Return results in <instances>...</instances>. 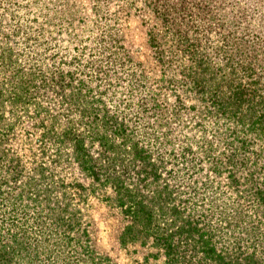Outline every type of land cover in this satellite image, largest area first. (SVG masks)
I'll list each match as a JSON object with an SVG mask.
<instances>
[{
	"label": "rangeland",
	"instance_id": "rangeland-1",
	"mask_svg": "<svg viewBox=\"0 0 264 264\" xmlns=\"http://www.w3.org/2000/svg\"><path fill=\"white\" fill-rule=\"evenodd\" d=\"M233 85L264 101V0H0L9 264H216L198 236L264 264V138L212 97ZM14 88L30 94L15 104ZM244 141L246 165L222 164Z\"/></svg>",
	"mask_w": 264,
	"mask_h": 264
},
{
	"label": "trees",
	"instance_id": "trees-1",
	"mask_svg": "<svg viewBox=\"0 0 264 264\" xmlns=\"http://www.w3.org/2000/svg\"><path fill=\"white\" fill-rule=\"evenodd\" d=\"M20 76L14 74L13 79L15 81V84L17 85L16 79H18ZM36 80V79H35ZM234 87H229L227 90L221 95V90L219 88L216 89V91L213 93L212 97L215 98V103L218 109L223 113L224 116H241L240 121H250L249 124V129L253 132L254 134L260 135L262 138H264V114L259 115L256 111V108H259V111H262L261 107H264V101L261 102V100L257 97L258 91L257 89H253L252 91L244 89L241 85H233ZM256 86V84H255ZM26 87V86H25ZM29 88V87H26ZM30 94L28 91L27 94L22 95L16 88L13 89V95L12 99L15 102H20V100H23L22 96H27ZM252 102L254 106H252ZM245 103V105H244ZM249 106V109L247 111H242L243 106ZM246 107V108H247ZM96 109L97 107L94 105L93 107H85L84 111L85 114L91 115V121L93 122V125L90 126V129L92 130L93 133H96L97 135L104 134L106 135L107 133H102L103 131H107L108 128H112L110 122L107 121H98L97 120V115L96 114ZM102 108L99 107L97 110H101ZM241 111V112H240ZM251 111V112H249ZM113 128L118 130V125H115ZM121 129V127H120ZM119 129V130H120ZM253 134V133H252ZM243 144L241 147L237 148L238 150L234 153H231L228 157L224 158L221 160L222 164H229L231 168H237L238 166H245L247 163L248 159V149L247 145L245 144L246 141L242 142ZM246 147V148H245ZM82 149V144L78 143L77 145L75 144V151L80 152ZM137 160H142L141 164H145L147 161H143V157H137ZM79 162V159H77ZM87 162L85 160L82 161ZM90 162V161H89ZM89 162H87L89 164ZM112 162V161H111ZM143 168L146 170L147 167L143 166ZM148 170V169H147ZM146 170V176H148V172ZM153 172V171H152ZM151 173V172H150ZM116 175V174H115ZM113 175V179H109L112 182L117 181L118 183V176ZM234 176L235 174L232 173L231 171L229 172V178L231 179L230 182H234ZM251 176V175H250ZM155 175L153 176V178ZM258 199L262 205H264V190L258 188ZM136 208V207H135ZM142 211L146 210L147 213L145 215L147 216V220L149 223H152L153 220L155 219V212L153 210L149 211V208L147 206H144L142 203L139 204V209L137 211ZM175 212V209H172ZM181 230L184 231L185 235H189L190 239L195 240V233L197 231L196 224H192L191 222H188L187 224H184L180 227ZM255 237V235H253ZM165 246L167 250L170 252L168 255H172L175 258L177 257V254H175V249L173 247L171 240V236L163 238ZM261 240L264 243V230L262 232ZM196 241V240H195ZM194 241V247L196 249H200L201 252L203 253V256L205 258L213 259L216 264H260L257 259V250L255 248L251 249V251L248 250L249 245L246 247H239L236 246L232 251H226V250H221L218 251L215 246L212 243V239L209 237H199L198 236V241ZM251 241H256L254 239H251ZM254 245V244H253ZM4 248V247H3ZM0 249V264H9V259H10V252L8 251V248L5 247L4 249ZM10 250V249H9ZM174 259V258H173Z\"/></svg>",
	"mask_w": 264,
	"mask_h": 264
}]
</instances>
